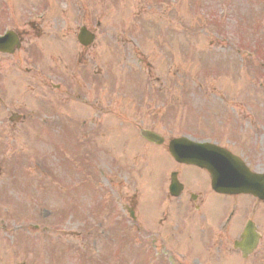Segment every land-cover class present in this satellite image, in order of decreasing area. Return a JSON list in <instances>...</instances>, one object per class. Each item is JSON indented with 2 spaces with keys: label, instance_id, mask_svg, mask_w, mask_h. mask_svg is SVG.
Instances as JSON below:
<instances>
[{
  "label": "rangeland",
  "instance_id": "1",
  "mask_svg": "<svg viewBox=\"0 0 264 264\" xmlns=\"http://www.w3.org/2000/svg\"><path fill=\"white\" fill-rule=\"evenodd\" d=\"M0 14V34L10 29L26 32L19 51L12 57L0 56V87L3 83L6 88L0 91V129L7 130L9 124L6 100L13 90L9 79L18 76L15 68L23 74L34 68V60L45 72L64 73L63 80L73 88L71 103L60 110L67 118L58 121L69 128L64 146L73 151L74 164H90L92 171L88 175L79 169L76 182L88 185L91 176L94 192L107 195L104 201L115 205L123 220L126 212L119 208L130 207L137 195L138 214L145 224L142 204L149 197L155 153L139 138V129L158 133L183 127L208 134L223 113L237 121L243 113L264 115V0H0ZM82 26L96 29L94 45L86 50L75 40ZM78 53L83 63L78 64ZM95 67L101 71L96 77L89 72ZM80 70L79 79L87 75L112 84L107 100L95 89L91 94L79 92L83 84L73 73ZM16 82V91L25 85L22 78ZM24 105L32 107L28 101ZM19 129L12 136L9 131L0 136L5 147L0 157V264H134L133 243L127 244L134 240L133 232L126 231L125 238L121 233L102 234L101 214L95 211L90 217L92 203L84 196L83 185H77L82 188L75 220L56 226L65 233L29 241L35 235L43 239L39 233L44 225L54 227L56 209L65 200L46 201L50 190L44 194L27 188L18 179V169H9L15 163L9 159L13 154L28 157L25 164L37 173L29 178L33 184L40 182L41 169L35 167L41 162L39 153L50 150L25 134L23 126ZM63 164L55 154L42 167L53 174L51 180L56 175L60 184H69L72 172ZM161 164L156 161V168ZM44 178L48 181V175ZM246 206V200L238 199L236 214ZM43 211L49 217H42ZM257 213L264 231V207ZM34 225L39 226L37 232ZM65 243L73 249L60 256L56 246ZM260 251L256 264L264 262V245Z\"/></svg>",
  "mask_w": 264,
  "mask_h": 264
},
{
  "label": "flooded vegetation",
  "instance_id": "2",
  "mask_svg": "<svg viewBox=\"0 0 264 264\" xmlns=\"http://www.w3.org/2000/svg\"><path fill=\"white\" fill-rule=\"evenodd\" d=\"M263 142L259 131H250L248 135L240 130L232 132L227 141L215 143L229 148L249 166L254 164L256 169L261 170L264 161L256 144ZM154 175L156 188L161 182L164 189L165 208L159 218L152 220L149 264H237L236 258L245 264H253L260 258L258 250L264 243L263 235L256 220L259 215L251 210L253 202L257 205L260 202L247 197V207L237 215L236 209H228L230 205H235L236 198L215 193L203 170L171 160H166L161 168L155 167ZM172 180L176 186L170 191ZM158 197L157 194L154 197L155 205L158 204ZM249 223L254 224L248 233L251 241L243 243L242 248L250 249L253 242L257 245L255 251L245 258L237 244L242 243L241 235ZM188 229L197 245L196 256L191 259L183 253L188 244L183 235Z\"/></svg>",
  "mask_w": 264,
  "mask_h": 264
},
{
  "label": "water",
  "instance_id": "3",
  "mask_svg": "<svg viewBox=\"0 0 264 264\" xmlns=\"http://www.w3.org/2000/svg\"><path fill=\"white\" fill-rule=\"evenodd\" d=\"M219 186H220L221 188H228V187H230L229 185H228V186H223L222 184H220ZM250 191H251V190H250ZM250 191H246V190H245V191H243V192H250ZM226 192H228V191H226ZM236 192H242V191H240V190H236ZM251 192H252V191H251ZM251 192H250V193H251Z\"/></svg>",
  "mask_w": 264,
  "mask_h": 264
}]
</instances>
